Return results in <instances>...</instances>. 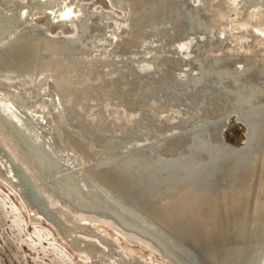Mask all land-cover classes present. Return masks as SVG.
<instances>
[{
  "label": "bare ground",
  "instance_id": "bare-ground-1",
  "mask_svg": "<svg viewBox=\"0 0 264 264\" xmlns=\"http://www.w3.org/2000/svg\"><path fill=\"white\" fill-rule=\"evenodd\" d=\"M111 1L0 0V185L88 264H264V1Z\"/></svg>",
  "mask_w": 264,
  "mask_h": 264
},
{
  "label": "rangeland",
  "instance_id": "rangeland-1",
  "mask_svg": "<svg viewBox=\"0 0 264 264\" xmlns=\"http://www.w3.org/2000/svg\"><path fill=\"white\" fill-rule=\"evenodd\" d=\"M100 5L108 9L110 8V0H100ZM37 22L43 23L42 21ZM52 33H55V30L52 29ZM239 135L240 129L236 126L225 133L226 139L232 142L240 140L242 136ZM25 222V215L18 203L0 185V264H88L83 255L80 257L85 260L80 257L69 256L58 244L53 234L40 222L35 226L27 225ZM98 229L108 235L101 227ZM120 244L124 246L122 243ZM127 249L131 253L141 252L131 248ZM154 261L156 264H166L155 258Z\"/></svg>",
  "mask_w": 264,
  "mask_h": 264
},
{
  "label": "water",
  "instance_id": "water-1",
  "mask_svg": "<svg viewBox=\"0 0 264 264\" xmlns=\"http://www.w3.org/2000/svg\"><path fill=\"white\" fill-rule=\"evenodd\" d=\"M264 1V0H263ZM230 118H232V116H230ZM236 127L238 128V129H240V135L241 136H243V132L241 131L244 127H243V125L241 124V123H237L236 124ZM27 222H28V220H27ZM27 222H25V224H27V225H29ZM38 222H40L42 225H44L48 230H49V232H51L52 234H53V236L56 234V232H55V230H53V228H51V226H49L48 224H46V222L44 221V220H42V219H35V220H33L32 221V223L30 224V226H35ZM50 228V229H49ZM106 232H108V231H106ZM109 234H112V232L111 231H109L108 232ZM58 239H60V238H58ZM117 240L120 242V243H122V241L120 240V238H118L117 237ZM66 246V245H65ZM128 246V245H127ZM68 248L66 249V248H64L63 247V249L65 250V252L69 255V256H76V257H78V255L79 254H76V253H74V251L72 250V248H70L69 246H67ZM128 248V247H127ZM130 248H134V249H137V250H140L141 252H143V253H145L146 251L145 250H142V249H139L138 248V246H134V245H130Z\"/></svg>",
  "mask_w": 264,
  "mask_h": 264
},
{
  "label": "flooded vegetation",
  "instance_id": "flooded-vegetation-1",
  "mask_svg": "<svg viewBox=\"0 0 264 264\" xmlns=\"http://www.w3.org/2000/svg\"><path fill=\"white\" fill-rule=\"evenodd\" d=\"M199 3H200V0H197V1H195V4H197V5H199ZM110 5L113 7V4H112V1L110 0ZM116 9V8H115ZM116 10H118V9H116ZM118 12H121L122 14H124L121 10H118ZM188 46H190V43H188L187 44ZM244 130V129H243ZM238 141V140H237ZM237 141H236V143H237Z\"/></svg>",
  "mask_w": 264,
  "mask_h": 264
}]
</instances>
